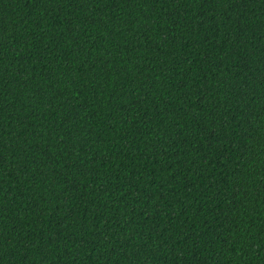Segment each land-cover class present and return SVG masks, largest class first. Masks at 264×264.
Masks as SVG:
<instances>
[{
    "label": "trees",
    "instance_id": "16d2710c",
    "mask_svg": "<svg viewBox=\"0 0 264 264\" xmlns=\"http://www.w3.org/2000/svg\"><path fill=\"white\" fill-rule=\"evenodd\" d=\"M0 264H264V0H0Z\"/></svg>",
    "mask_w": 264,
    "mask_h": 264
}]
</instances>
